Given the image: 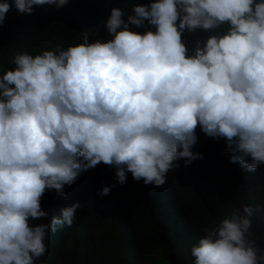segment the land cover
<instances>
[{"label": "clouds", "instance_id": "1", "mask_svg": "<svg viewBox=\"0 0 264 264\" xmlns=\"http://www.w3.org/2000/svg\"><path fill=\"white\" fill-rule=\"evenodd\" d=\"M68 3L4 0L0 27L13 6L31 15L34 6ZM125 15L111 9L104 21L111 39L89 43L85 31L66 49L18 52L0 75V264H35L45 255L49 231L72 226L80 208L31 225L48 219L46 190L63 196L101 162L120 185L131 173L161 187L177 161L203 159L192 151L199 127L226 140L229 163L247 171L264 164V0H153ZM224 25L191 50L182 38ZM253 215L242 205L202 228L191 247L195 264H264Z\"/></svg>", "mask_w": 264, "mask_h": 264}, {"label": "trees", "instance_id": "2", "mask_svg": "<svg viewBox=\"0 0 264 264\" xmlns=\"http://www.w3.org/2000/svg\"><path fill=\"white\" fill-rule=\"evenodd\" d=\"M4 2V0H0ZM11 3V0H9ZM153 0H69L66 6H34L33 13L21 14L13 6L0 27V75L14 67L16 53L32 55L56 46L67 48L82 43V32L89 43L111 39L104 21L112 8L125 11V19L135 4ZM147 25V22H146ZM143 33L147 27L136 28ZM197 29L185 31L183 40L191 50L197 40L223 32ZM151 30H155L154 27ZM194 153L203 159L185 166L184 159L167 173L161 187L135 181L131 173L120 185L115 169L101 162L65 186L63 196L45 192L41 207L48 219H30L31 225L49 223L64 207L79 203L72 226L56 233L49 231L47 252L35 264H195L191 247L211 227L234 208L251 205L254 209L252 238L264 250V164L247 171L239 163H229L224 138L214 139L196 129ZM250 159V158H249ZM115 185L107 196H99L104 186Z\"/></svg>", "mask_w": 264, "mask_h": 264}]
</instances>
